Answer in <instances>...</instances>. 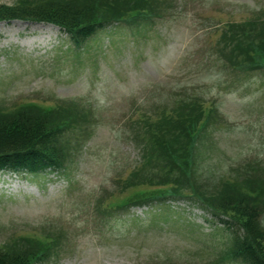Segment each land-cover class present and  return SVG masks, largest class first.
Returning <instances> with one entry per match:
<instances>
[{
	"label": "rangeland",
	"instance_id": "obj_1",
	"mask_svg": "<svg viewBox=\"0 0 264 264\" xmlns=\"http://www.w3.org/2000/svg\"><path fill=\"white\" fill-rule=\"evenodd\" d=\"M53 6L72 33L4 18L61 15ZM23 101L36 106L14 108ZM8 119L14 134L51 127L60 157L0 169V243L31 228L50 238L44 248L4 244L0 264L7 253L37 254L29 264H249L234 252L253 214L264 257V0H0V122ZM155 128L170 146L146 143ZM167 180L178 189L122 199ZM223 201L237 207L227 225L211 207Z\"/></svg>",
	"mask_w": 264,
	"mask_h": 264
},
{
	"label": "trees",
	"instance_id": "obj_2",
	"mask_svg": "<svg viewBox=\"0 0 264 264\" xmlns=\"http://www.w3.org/2000/svg\"><path fill=\"white\" fill-rule=\"evenodd\" d=\"M51 8L62 10L61 15H58V13L57 14L52 12L46 13V11H41L39 16L37 14L35 15L31 13L25 14V11H22L21 13H19L20 15L12 13L10 16H4V18H6V20L8 18L43 20L50 23H55L56 25L59 26V28L65 31V33L68 34L72 33L74 26L72 24H69V22L65 19V12H63L64 10L58 8L57 6H53ZM10 10L12 9H9V12ZM9 120L10 119L0 122V124L3 125L0 128V169H6V167H8V165L10 164L15 166L25 165L29 167V170H33L34 167L52 165V164L55 165L59 161L58 157H60V155L59 152L56 150L57 147L56 139H55L56 137H55V133H53L54 132L53 129H50L51 127H45V126L39 127L37 125L31 124L27 128L22 125L23 129L21 128L19 134H14L10 130V128H15L16 126L13 125L14 122ZM23 121L24 123H26L25 120ZM165 141L161 142L163 146H165L167 142H168L167 143L168 146L171 145L169 144L171 142H169L167 139H165ZM161 143H159V146L161 145ZM163 148L164 147H159V149H163ZM183 158H186V156H184ZM147 194L149 195V193ZM224 202L225 201L219 204H224ZM236 208L237 207H235V203L232 202L225 203L221 208H219L221 212L228 218L227 220L223 221L226 225L229 224L230 222L235 221L233 214H235L234 211H236ZM246 217H247L246 220L242 224L244 231L242 233L237 232V237L239 241H238V245L236 246V252L234 253H236L237 257L243 258L249 264H264V257L259 255L254 249L253 241L250 235L251 233L249 229V224H248L251 218L255 220L256 215L253 214V216H251L250 218L249 215H246ZM27 240L33 241L31 239H27ZM33 242H36L38 247L40 248L45 247V245L39 243V241H33ZM3 249L6 251H3ZM3 249H0V252L10 251L7 249V246L6 247L4 246ZM7 254H2L3 257L8 258L6 259L7 261L5 264H29L33 260V258L34 257L36 258L37 256V254L36 255L23 254L21 256L16 257V256H11V254L9 256ZM0 263H2V261H0Z\"/></svg>",
	"mask_w": 264,
	"mask_h": 264
}]
</instances>
